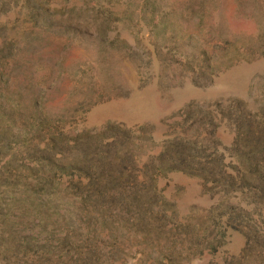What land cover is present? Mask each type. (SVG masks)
<instances>
[{"label": "rangeland", "instance_id": "obj_1", "mask_svg": "<svg viewBox=\"0 0 264 264\" xmlns=\"http://www.w3.org/2000/svg\"><path fill=\"white\" fill-rule=\"evenodd\" d=\"M0 264H264V0H0Z\"/></svg>", "mask_w": 264, "mask_h": 264}]
</instances>
